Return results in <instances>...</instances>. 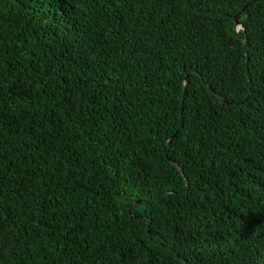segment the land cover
<instances>
[{
    "label": "trees",
    "instance_id": "obj_1",
    "mask_svg": "<svg viewBox=\"0 0 264 264\" xmlns=\"http://www.w3.org/2000/svg\"><path fill=\"white\" fill-rule=\"evenodd\" d=\"M0 264H264V0H0Z\"/></svg>",
    "mask_w": 264,
    "mask_h": 264
},
{
    "label": "water",
    "instance_id": "obj_2",
    "mask_svg": "<svg viewBox=\"0 0 264 264\" xmlns=\"http://www.w3.org/2000/svg\"><path fill=\"white\" fill-rule=\"evenodd\" d=\"M234 19H235L236 27H237V28L240 27V28H238V30H239V29H242V28H243V24H242L241 21H240V15H239V14L236 15ZM244 42H245V41H244ZM188 83H189V75L186 76V78H185V86L188 85ZM208 88H209L212 92H214L216 96L221 97V99H223L222 96L220 95V93H219V92H215V90H214L211 86H208ZM186 94H187V92L184 91V95H186ZM182 102H183V99H182ZM226 104L231 105L232 103L226 101ZM181 113H183V108H181ZM176 135H177V133H175V134L169 139L168 144H170V143L173 141V139L176 137ZM171 163H172V165L176 166L177 169H178L179 171L182 172V168L178 165V163H176L175 161H171ZM182 174L184 175L183 172H182ZM187 185H189V183H187ZM139 203H140V201H137V202H135V205H137V204H139ZM129 211H130V209H129Z\"/></svg>",
    "mask_w": 264,
    "mask_h": 264
},
{
    "label": "rangeland",
    "instance_id": "obj_3",
    "mask_svg": "<svg viewBox=\"0 0 264 264\" xmlns=\"http://www.w3.org/2000/svg\"><path fill=\"white\" fill-rule=\"evenodd\" d=\"M238 28H240V27H238Z\"/></svg>",
    "mask_w": 264,
    "mask_h": 264
}]
</instances>
